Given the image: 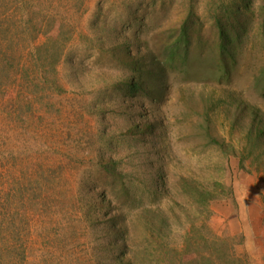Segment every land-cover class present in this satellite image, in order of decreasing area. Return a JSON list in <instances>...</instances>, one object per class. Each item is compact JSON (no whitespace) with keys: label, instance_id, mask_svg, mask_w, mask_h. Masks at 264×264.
Wrapping results in <instances>:
<instances>
[{"label":"rangeland","instance_id":"obj_1","mask_svg":"<svg viewBox=\"0 0 264 264\" xmlns=\"http://www.w3.org/2000/svg\"><path fill=\"white\" fill-rule=\"evenodd\" d=\"M236 1L24 0L26 14H43L53 32L63 28V60L51 76L63 91L28 93L32 106H20L21 114L13 107L16 91L0 96V222L14 219L28 232L18 255L7 250L15 239L0 235L5 264H119L125 234L131 258L143 240L157 243L160 236L182 255L194 226L236 242L243 236L237 254L264 264V165L261 172L255 165L264 162V136L256 137L264 126V0L243 17L247 32L223 66L215 22L226 21L223 9ZM189 17L196 22L190 75L164 69L160 100L118 91L115 84L124 89L144 78L130 59L146 55L145 74L150 54L163 63L164 44ZM54 39L43 35L37 43ZM146 121L161 127L153 138L134 133V124ZM107 160L129 174L126 182L144 203L130 209L120 196L112 212L104 208L102 192L118 195L102 168ZM152 161L161 162L166 198L145 188L143 165ZM194 187L222 196L201 205ZM141 207L167 212L169 224L157 216L142 220ZM119 213L126 217L122 237L110 222Z\"/></svg>","mask_w":264,"mask_h":264},{"label":"trees","instance_id":"obj_2","mask_svg":"<svg viewBox=\"0 0 264 264\" xmlns=\"http://www.w3.org/2000/svg\"><path fill=\"white\" fill-rule=\"evenodd\" d=\"M11 2L12 0H0V96L2 100L11 91H16L17 98L15 101L19 108L13 107L15 111L21 114L20 106H32V104L28 103L31 99V94L28 93H32V91L40 93L43 90H48L52 94L63 91L57 83L56 78L53 79L51 76L57 74V67L63 60L64 50H59L63 49L59 45L64 43V40H62L64 33L63 28L56 33L53 32L49 25L44 24L43 14H26L24 0H15L14 7L11 5ZM257 8V0L236 1L231 6L223 9L226 15L229 14V17L225 16L227 18L226 21L220 18L216 20L217 51L221 65L228 66L229 63L234 61V51L232 52V50L235 49L236 44L241 41L248 29L247 25H244L245 20L243 17L254 13V10ZM258 10L261 13V33L264 40V4ZM195 24L194 19L189 17L181 25L180 29L175 32L176 38L173 37L164 44L162 49L163 63L156 59L153 54L149 55L150 67L152 69L147 74L144 73L143 69L147 63L146 55L137 58L135 62L126 54L124 58L128 61L130 59L132 68L138 72H143L144 78H138L136 81L125 84L124 89L121 88L120 84H115L118 87V91H123L122 93H125L129 98L137 99L139 96L147 98L148 96L149 100H160L162 98L161 88L159 90L161 84L158 82L163 80L164 69L172 68L181 71L184 76H189L191 72L190 64L192 61L195 62L192 57V32L194 31ZM51 33H56V36H50ZM43 35L48 38L54 37L53 43H48L47 41V43H37ZM33 76H35V80ZM152 81L153 83L151 84ZM118 83H121V81ZM148 83H150L151 87ZM261 86L264 90V78L261 80ZM22 112L24 113V111ZM254 122L257 121L254 119ZM134 125V133L136 135L151 136L152 138L156 135L157 130L161 128L158 127L157 123L148 121L142 126ZM253 126L254 123H251L250 127L252 128ZM263 136L264 126L257 130L256 134L257 138ZM156 149L158 151H155L153 154H155V157H158L161 149ZM157 161H152L149 168L143 165L146 167L145 174L147 175V178L144 179V181H147L145 188L154 199L160 196L166 198L169 193L168 188L165 191L166 182L164 181L163 169L160 166L161 162ZM257 164H255L256 169L261 172L264 162ZM241 167H244L243 164H241ZM102 168L106 172L107 177H109L110 187L115 191L116 189L118 190V195L115 192H102L106 205H104V208L112 212L115 209H113L114 205L120 204L122 199L128 203L130 209L132 208L131 205H134L136 202H140V204L144 203L143 196H137V194L135 196L132 187L133 183L126 182V176L129 177V174H125V172V176L119 172L114 160H107ZM219 187L224 190L223 186L220 185ZM192 193L197 202L205 206H209L210 203L222 196L221 194H212L204 190L200 191L195 187ZM120 196L123 198L118 200ZM190 196L192 197L193 195L190 194ZM141 209L142 220L145 221L149 217L157 216L163 224H169L167 212L152 210L147 207H141ZM122 218L126 217L119 213L118 215L114 214L110 219V222L113 224L112 229L120 237L123 236L122 223L120 221ZM24 232L27 235L26 226L19 224L14 219H5L3 222H0V235H9L12 239H15V246H12V249H7L11 253L18 255V253L22 252L17 250L16 246L25 243L22 237ZM127 239L128 234H125L122 244L125 252L120 256L119 264H176L177 262L179 264H251L248 254L240 256L236 252V247L244 244L245 239L243 236L240 242H236L235 238H221L213 235L206 226H194L191 231V237H188L186 240V246L184 252H182L184 254L182 255L177 251L175 253L174 251L172 252L169 246H166L168 243L165 244L163 242V236H160L157 243L149 239L146 242L143 240L142 250L137 253V256L131 258L128 256ZM3 249H6V247ZM24 251L22 256L27 253L25 247ZM0 253V264H5L3 262V251L0 250ZM16 257L14 256V261Z\"/></svg>","mask_w":264,"mask_h":264}]
</instances>
